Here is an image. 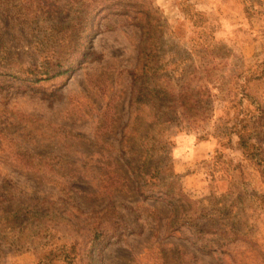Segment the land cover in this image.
<instances>
[{
	"label": "rangeland",
	"instance_id": "374dc122",
	"mask_svg": "<svg viewBox=\"0 0 264 264\" xmlns=\"http://www.w3.org/2000/svg\"><path fill=\"white\" fill-rule=\"evenodd\" d=\"M202 1L0 0V264H264V8L246 58Z\"/></svg>",
	"mask_w": 264,
	"mask_h": 264
},
{
	"label": "trees",
	"instance_id": "16d2710c",
	"mask_svg": "<svg viewBox=\"0 0 264 264\" xmlns=\"http://www.w3.org/2000/svg\"><path fill=\"white\" fill-rule=\"evenodd\" d=\"M249 1H251V0H236L237 4L240 5L242 8H244L246 16L249 19V22H252V20L255 17L250 15V11L251 10L249 9V7H250L249 6ZM252 1H254V2L257 1L256 3H259V7L258 8H261V9L264 8V2L262 0H252ZM98 6H100V5H98ZM145 6H146V4L142 3L141 7L138 6L136 8V12L134 13V17L136 18V20L134 18L133 19L136 21L137 25H140V29L142 30V33L145 34L146 37H147L145 43H147L149 45L148 41H151L152 38H154V35L156 34V33L154 34V32H155V30L157 28V24H156V21L154 22V19H152V13L154 11V10H152V6H151V8H149V7L145 8ZM101 7L103 8L102 11H106L108 9H110L111 11H114V9H115V6H105L104 4H102ZM190 7H192V6H190ZM262 14H264V12L258 11V13H257L258 17L256 19L263 21L264 17H263ZM118 15L123 16V17H129V15L127 13H125V12L124 13L120 12V14H118ZM196 16L197 17H200V16L203 17V19L202 18L199 19L201 22H206V23L208 22V20L206 21V18H205V16L202 13L196 12ZM210 23L216 24L218 26V29H221V25L219 23H213V22H210ZM217 33H219V31H217ZM217 33L215 34L216 38H217ZM217 39H221V38L218 37ZM151 46H152V44L149 45V46H144L142 48V50H140V62L143 61L145 64L143 65L142 69H139V68L136 69L135 74L136 73H140L141 77L145 76L146 74H152V76H154L155 72H157V69L154 67V64H153L154 60H155V56L152 55L153 51L151 50L152 49ZM30 73H31V75H34V77H36V75H37L36 73H32V72H30ZM57 73H59V72L51 71V72L45 73L44 75H46V76L48 75V77H51L53 75V77H55V76H57ZM261 76L262 75H260L259 77L261 78ZM259 77L254 79L255 82H257V81L259 82ZM158 87H160V86H155L154 87V92H155L156 99H158L157 98L158 96L164 95V93H165L162 87H160V89L162 91L158 90ZM193 91L194 92L192 94H190V96H189L190 98H188L189 101H187V102L193 103V106L195 108H198V107H200V105H202V102H200V100L198 99L197 94H194L196 89H194ZM164 97H166V95H164ZM184 99H186V98L183 97V96L180 97V101H181L180 104H181L182 108H185ZM133 101H134V99L132 98V103H133ZM253 104H256V102H253ZM209 107H210V105H209ZM201 109H198L197 111L200 112V111L203 110V109L202 110ZM211 109H212V107H211ZM128 165L130 166L131 162H129ZM140 193L144 194V191L141 190ZM180 196H181V198H184V194L182 192L180 193ZM185 199H186V197H185ZM186 202H190V201L186 200ZM189 217H190L189 214H186L185 217H183L182 219L179 218V220H178V218H176V222L178 220V222H181V221L184 222L185 221V223H189L188 230H190L192 232L191 238H192V240H193L195 245H199L198 243L200 242V236L205 234V231L199 225H197L194 222H192V219H190ZM69 263L71 264V261H69Z\"/></svg>",
	"mask_w": 264,
	"mask_h": 264
},
{
	"label": "crops",
	"instance_id": "0c3cea01",
	"mask_svg": "<svg viewBox=\"0 0 264 264\" xmlns=\"http://www.w3.org/2000/svg\"><path fill=\"white\" fill-rule=\"evenodd\" d=\"M202 2L208 5V11H206V13L210 22L219 23L221 25L217 37L231 38L237 46L241 47L246 58L254 55L256 46L259 43V38H257V31L251 30V24L246 16L244 8L238 5L236 0H203ZM225 33L229 35L226 36L224 35ZM242 39L248 41L245 43H239L237 41Z\"/></svg>",
	"mask_w": 264,
	"mask_h": 264
}]
</instances>
